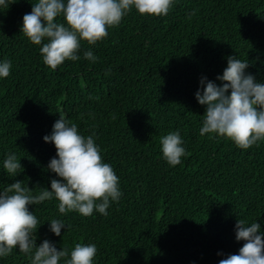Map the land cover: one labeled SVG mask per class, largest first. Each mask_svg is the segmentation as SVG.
I'll list each match as a JSON object with an SVG mask.
<instances>
[{
    "label": "trees",
    "instance_id": "obj_1",
    "mask_svg": "<svg viewBox=\"0 0 264 264\" xmlns=\"http://www.w3.org/2000/svg\"><path fill=\"white\" fill-rule=\"evenodd\" d=\"M11 2L0 6V61L12 62L0 78V191L15 180L51 190L59 177L47 165L56 149L43 137L61 114L81 135L95 134L122 192L107 216L61 214L55 198L30 205L37 246L95 243L93 264H219L244 243L235 238L238 219L257 221L264 232V141L245 150L201 136L205 106L195 98L202 77L221 84L216 77L229 56L247 60L246 74L264 84V0H173L165 16L133 9L95 45L81 41L79 60L55 70L21 32L37 0ZM87 50L95 63L84 58ZM176 130L186 155L173 167L159 139ZM10 153L22 165L16 177L3 169ZM52 219L71 227L58 237ZM0 264L30 260L15 248Z\"/></svg>",
    "mask_w": 264,
    "mask_h": 264
},
{
    "label": "clouds",
    "instance_id": "obj_2",
    "mask_svg": "<svg viewBox=\"0 0 264 264\" xmlns=\"http://www.w3.org/2000/svg\"><path fill=\"white\" fill-rule=\"evenodd\" d=\"M11 3L0 0L5 9ZM172 6L173 0H37L32 3L31 12L24 14L21 32L32 44L41 46L43 63L55 70L66 60H79L81 41L95 45L133 9L140 15L165 16ZM193 15L195 10L188 18ZM83 56L93 63L98 60L92 50ZM248 67L247 60L229 56L223 74L216 77L220 85L206 77L200 79L195 98L205 106L201 136L224 137L245 150L264 141V84L246 74ZM11 68L10 60L0 61V78L8 77ZM105 74H110V70ZM94 136L81 135L75 122L59 114L51 134L43 137L56 149V157L47 165V170L59 177L50 180L51 190L40 187L34 192L22 180H15L0 191V257L18 248L28 256L30 264H61L62 260L63 264H93L95 243H76L71 249L58 250L45 239L37 246L38 219L29 206L55 198L64 215L77 212L88 217L94 210L108 215L110 204L118 202L122 192L119 178L113 167L104 162ZM159 143L165 161L173 167L179 165L186 155L179 130L162 135ZM21 168L16 154H7L3 169L8 176L16 177ZM66 227L71 226L63 220L49 221V230L58 237ZM235 238L244 242L242 247L238 253L219 260V264H264V232L260 223L238 219Z\"/></svg>",
    "mask_w": 264,
    "mask_h": 264
}]
</instances>
